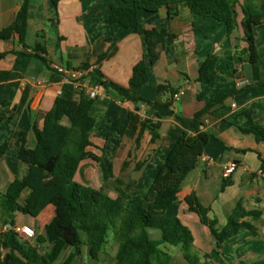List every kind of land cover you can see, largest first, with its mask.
Returning a JSON list of instances; mask_svg holds the SVG:
<instances>
[{
	"label": "crops",
	"instance_id": "1",
	"mask_svg": "<svg viewBox=\"0 0 264 264\" xmlns=\"http://www.w3.org/2000/svg\"><path fill=\"white\" fill-rule=\"evenodd\" d=\"M23 2L0 0V29L14 24ZM111 5L119 6L121 1L60 0L56 7L51 0H29L25 45L18 35L0 39V146H7L5 152H0V194L6 193L16 177L26 174L27 167L18 161V153L22 146L35 148L33 127H42L44 112L52 109L58 97H78L74 80L59 73L56 66L84 72V81L98 88L99 96L91 108V115L96 119L93 142L105 149L99 155L106 166L123 167L128 162L131 179L137 181V188L156 177L185 129L178 117H166L160 120L159 139L152 142L150 128L146 127L137 143L142 128L140 122L151 120L154 123L158 119L145 103L129 101L101 82L124 86L132 95L151 101L158 99V86L167 83L177 92L185 90L173 106L177 116L192 118L209 102L221 98L223 102L213 105L205 116L201 129L213 139L165 215L180 218L192 230L193 250L201 261L204 254L209 253L217 264H264V171L261 162L264 141H257L254 134L243 131L250 128L246 113L264 129V27L250 30L259 54L255 63L246 52L248 43L242 26L228 36L224 25L194 16L187 6L179 8L177 17H172L169 7L165 6L157 13L140 11L139 32L136 33L107 22ZM241 20L242 16L239 22ZM154 28L166 29L171 35L166 39L158 62L149 65V81L141 87H133L129 85L133 68L147 58L145 32ZM38 49L45 50L38 54L47 62L36 55ZM210 55L219 56V61L212 79L200 82L199 67ZM131 113L138 116L139 123L125 136ZM116 118L120 122L111 132ZM188 132L195 134V128L189 127ZM230 161L236 164V170L225 178L223 167ZM137 164H142V168L138 170ZM113 178L121 177L115 174ZM192 193L209 208L208 216L217 220L219 228L227 224L228 216L239 201L247 210H261L262 217L253 222L258 234L253 236L241 230L217 244L199 216L189 211L185 199ZM1 204L0 200V233L8 225V216ZM129 207L135 209L136 205ZM52 215L50 208L38 219L16 214L15 228L32 227L36 236L30 239L31 243L38 245L43 253L47 252L51 245L38 244L37 237L45 234V224ZM149 236L154 241L162 238L161 232L155 229L149 230ZM117 251L118 246L110 235L101 257H109L111 263L105 264H117ZM87 256L84 248L83 256L73 264L87 263L82 261ZM167 262L187 264L180 244L161 243L151 256L152 264ZM99 264L104 263L99 261Z\"/></svg>",
	"mask_w": 264,
	"mask_h": 264
},
{
	"label": "trees",
	"instance_id": "2",
	"mask_svg": "<svg viewBox=\"0 0 264 264\" xmlns=\"http://www.w3.org/2000/svg\"><path fill=\"white\" fill-rule=\"evenodd\" d=\"M57 7L60 0H51ZM121 5H111L107 22L119 24L126 29L139 32V12L157 13L162 7H169L170 15L177 17L181 6H187L194 16L213 19L227 28L230 36L240 26L245 32L246 42L252 62L259 60L257 48L254 45L253 28L264 27V0H120ZM29 0H24L17 12L15 22L8 28L0 29V39L7 40L18 35L25 45V35L28 23ZM242 20L239 22V17ZM171 35L166 29H150L145 32L147 58H143L133 68L129 85L141 87L149 81V65H154L160 58L167 37ZM36 55L44 62L46 58L35 50ZM104 58V57H103ZM101 58V59H103ZM219 61V56H208L199 67L198 81L212 79V73ZM100 83V80H95ZM107 88L115 89L120 96L136 104L145 103L157 122L146 120L140 122L141 131L148 127L152 142L160 138L157 130L160 120L166 117H178L184 127V132L176 140L164 165L155 178L149 180L143 187L137 188V181L124 182L116 179L114 182L117 196L113 197L102 187H92L89 183L76 180L85 164H99L103 176L108 181L113 176V165L106 166L99 152L100 148L93 142V129L96 119L91 115L93 99L84 94L76 98L58 97L51 110L42 115L41 128L33 127L36 146L33 149L22 146L18 153V161L26 165L27 171L18 176L9 185L6 193L0 194L1 207L7 213L11 228L0 233V264H73L83 256L84 248L88 257L100 261L105 251L110 235L118 246L117 264H152L151 256L161 243L181 245L183 257L187 264H217L211 254L205 253L204 260L194 252V235L192 230L178 217L165 215L168 207L175 203L182 190L183 183L190 172L195 170L206 147L213 136L201 129L204 118L210 108L223 98L213 100L197 111L192 118L177 116L175 113L173 95L177 89L167 83L158 86V99L151 101L136 97L129 88L113 82H101ZM250 128L243 130L255 135L257 141H264V129L255 124L251 114L246 113ZM120 120L113 122V132ZM139 123L136 114L129 116L128 129ZM189 127L195 128V134L188 132ZM134 130V129H133ZM102 132L103 129H100ZM7 146H0V152H5ZM264 171V159H261ZM128 167V162L123 164ZM136 168H142L137 164ZM189 211L197 214L201 223L208 228L217 244L236 236L241 230L258 234L254 221L263 215L261 210H247L239 201L228 216L227 224L219 228L216 219L208 216L209 208L204 207L195 193L185 199ZM136 205V208H130ZM52 210V217L45 224V234L37 237L38 244H50L47 252H42L38 245L23 238L16 232L15 215L22 214L38 219L47 209ZM161 232V240L154 241L149 236V230ZM70 251L65 257V253ZM164 264H173L167 262ZM239 264H242L240 262Z\"/></svg>",
	"mask_w": 264,
	"mask_h": 264
},
{
	"label": "rangeland",
	"instance_id": "3",
	"mask_svg": "<svg viewBox=\"0 0 264 264\" xmlns=\"http://www.w3.org/2000/svg\"><path fill=\"white\" fill-rule=\"evenodd\" d=\"M127 168L128 170L125 171V169ZM127 168L119 167L118 165L113 166V176L108 181H106L104 179L103 171L99 164H95V163L87 164L86 167H84L82 171L77 175L76 180L79 182H83V183H89L92 187L97 188V189H100L103 187L106 192H108L110 195L115 197L117 196V191L115 190V187H114L115 179L113 177L115 176V174H117L119 177L124 178V179L120 178V180L124 182L132 180L129 167ZM25 239L29 240L30 238H25ZM69 252L70 251H67L63 258H65L69 254ZM82 261H85L88 264H99V261L94 262L88 256ZM100 261H102V263L104 264L105 262L111 263V260L107 256H102ZM87 263H84V264H87Z\"/></svg>",
	"mask_w": 264,
	"mask_h": 264
},
{
	"label": "built area",
	"instance_id": "4",
	"mask_svg": "<svg viewBox=\"0 0 264 264\" xmlns=\"http://www.w3.org/2000/svg\"><path fill=\"white\" fill-rule=\"evenodd\" d=\"M56 69L59 73L70 77L74 80L78 94H84L90 99H96L99 96L98 88L92 87L87 82L84 81V72L77 70H70L68 68L58 67ZM185 94L184 89H180L177 93L173 95L174 102H177ZM236 170V164L232 161L226 163L223 167V173L225 178H229ZM16 232L19 233L24 238H34L36 236L35 230L30 226H22L16 228Z\"/></svg>",
	"mask_w": 264,
	"mask_h": 264
},
{
	"label": "water",
	"instance_id": "5",
	"mask_svg": "<svg viewBox=\"0 0 264 264\" xmlns=\"http://www.w3.org/2000/svg\"><path fill=\"white\" fill-rule=\"evenodd\" d=\"M11 227H12L11 224H8V225H7V228H11Z\"/></svg>",
	"mask_w": 264,
	"mask_h": 264
}]
</instances>
